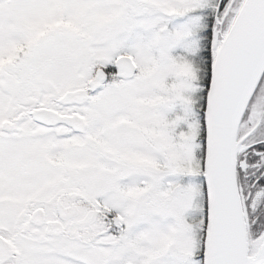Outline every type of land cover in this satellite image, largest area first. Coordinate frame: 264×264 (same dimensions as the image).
I'll use <instances>...</instances> for the list:
<instances>
[{
	"label": "snow or ice",
	"instance_id": "1",
	"mask_svg": "<svg viewBox=\"0 0 264 264\" xmlns=\"http://www.w3.org/2000/svg\"><path fill=\"white\" fill-rule=\"evenodd\" d=\"M0 264H264V0H0Z\"/></svg>",
	"mask_w": 264,
	"mask_h": 264
}]
</instances>
